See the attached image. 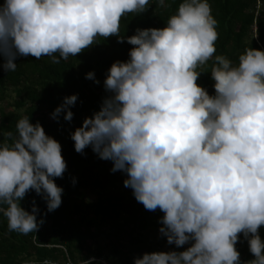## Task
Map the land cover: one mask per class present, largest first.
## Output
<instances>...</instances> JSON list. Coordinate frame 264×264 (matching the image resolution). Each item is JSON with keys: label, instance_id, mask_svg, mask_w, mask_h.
Listing matches in <instances>:
<instances>
[{"label": "clouds", "instance_id": "1", "mask_svg": "<svg viewBox=\"0 0 264 264\" xmlns=\"http://www.w3.org/2000/svg\"><path fill=\"white\" fill-rule=\"evenodd\" d=\"M148 6L149 0H5L3 68L15 71L17 56L28 55L60 63L97 37L124 42L120 19ZM216 26L208 0H183L166 27L137 29L127 37L135 46L130 59L113 63L104 81L111 95L71 134L76 152L91 146L113 162L112 172L127 174L124 186L145 209L164 213L159 231L169 244L194 241L182 252L145 253L134 264H241L240 233L255 256L246 264H264V51L245 49L235 66L214 56ZM213 57L209 95L197 84V69ZM86 78L95 80V73ZM77 99L65 97L52 117L64 112L71 121ZM16 131L11 146L0 145V213L10 231L27 235L44 221H37L35 202L29 212L20 201L35 190L48 211L57 209L63 189L54 178L67 164L61 144L39 122L21 118Z\"/></svg>", "mask_w": 264, "mask_h": 264}, {"label": "trees", "instance_id": "2", "mask_svg": "<svg viewBox=\"0 0 264 264\" xmlns=\"http://www.w3.org/2000/svg\"><path fill=\"white\" fill-rule=\"evenodd\" d=\"M182 2L165 0L168 6L159 7L158 0H149L146 11L127 13L120 19L124 42H118L117 36L97 37L93 45L76 56L60 59V63H53L47 56H17L16 70L6 72L4 57L0 55V145L13 144L18 135L17 122L27 117L34 125L39 122L46 134L61 144L67 164L63 176L54 178L63 189L57 209L48 211L46 200L35 190L27 192L20 201L29 212L35 202L39 210L37 221H44L36 233L10 231L7 218L0 213V264H44L45 260L51 264H85V260L92 259L107 264H134L135 258H142L145 253L177 252L178 247L169 244L159 231L164 213L159 208L145 209L133 190L124 186L127 174L112 172L113 162L100 159L91 146L83 153L76 152L71 134L83 126L86 118L93 117L104 98L111 95L104 81L113 63L130 59L129 52L135 46L127 42V37L135 35L137 29L166 27ZM208 2L217 21L214 56L224 55L235 66L245 49L264 51V0ZM4 3L0 0V5ZM213 63L214 57L197 69L201 72L197 84L209 95L215 94L210 73ZM89 72L95 73V80L86 78ZM74 94L78 99L71 106L73 119L65 120L64 112L58 120L54 119V110L65 97ZM259 234L264 241V225ZM238 235L235 247L241 264H246L255 256L243 233Z\"/></svg>", "mask_w": 264, "mask_h": 264}, {"label": "built area", "instance_id": "3", "mask_svg": "<svg viewBox=\"0 0 264 264\" xmlns=\"http://www.w3.org/2000/svg\"><path fill=\"white\" fill-rule=\"evenodd\" d=\"M190 246H191V244L186 243L185 245L178 247L177 252L185 251V250H187V248L190 247ZM91 261H92V263H94V262H98V263H100V264H107V263L104 262V261H99V260H94V259H92ZM49 264H51V263L49 262Z\"/></svg>", "mask_w": 264, "mask_h": 264}]
</instances>
